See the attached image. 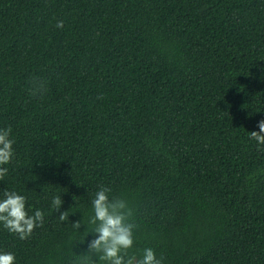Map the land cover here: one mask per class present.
Returning <instances> with one entry per match:
<instances>
[{
    "label": "trees",
    "instance_id": "16d2710c",
    "mask_svg": "<svg viewBox=\"0 0 264 264\" xmlns=\"http://www.w3.org/2000/svg\"><path fill=\"white\" fill-rule=\"evenodd\" d=\"M262 120L264 0H0V199L44 213L26 240L0 225V253L79 264L104 186L132 212L129 255L264 264Z\"/></svg>",
    "mask_w": 264,
    "mask_h": 264
},
{
    "label": "clouds",
    "instance_id": "9594fccd",
    "mask_svg": "<svg viewBox=\"0 0 264 264\" xmlns=\"http://www.w3.org/2000/svg\"><path fill=\"white\" fill-rule=\"evenodd\" d=\"M56 27L62 28L63 22H58ZM45 92L46 87L42 81L31 82L30 95L33 98H41ZM257 127L259 132L252 131L249 135L261 146L258 150L264 151V120L258 122ZM11 131V128L0 129V180L8 172V168L2 166L9 164L14 155V141L9 138ZM110 192V188L100 186L94 194L91 201L92 214L87 217V223L92 226L90 233L95 238L88 243L87 254L77 255L79 264H95L93 257L98 264H162L151 248L145 249L140 258L128 254L134 243L135 225L130 222L132 212L126 199L115 196L110 198ZM62 204L61 196L52 198V208L59 212V220L69 222L68 210L59 211ZM43 220L44 213L40 210H36L33 215L28 214L24 196L15 191L3 193V199H0V225L9 233L15 234L20 240H26L35 228L43 227ZM71 225L78 231L83 223L80 219ZM80 243H84V239ZM15 259L10 252L0 253V264H15Z\"/></svg>",
    "mask_w": 264,
    "mask_h": 264
}]
</instances>
